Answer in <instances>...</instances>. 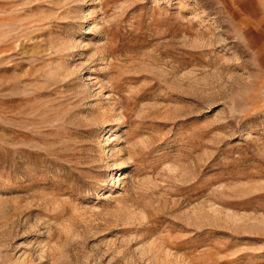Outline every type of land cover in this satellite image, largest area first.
Masks as SVG:
<instances>
[{
	"label": "rangeland",
	"instance_id": "374dc122",
	"mask_svg": "<svg viewBox=\"0 0 264 264\" xmlns=\"http://www.w3.org/2000/svg\"><path fill=\"white\" fill-rule=\"evenodd\" d=\"M0 264H264V0H0Z\"/></svg>",
	"mask_w": 264,
	"mask_h": 264
}]
</instances>
